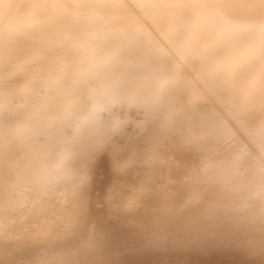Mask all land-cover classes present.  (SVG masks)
<instances>
[{"label": "bare ground", "instance_id": "bare-ground-1", "mask_svg": "<svg viewBox=\"0 0 264 264\" xmlns=\"http://www.w3.org/2000/svg\"><path fill=\"white\" fill-rule=\"evenodd\" d=\"M0 264H264V0H0Z\"/></svg>", "mask_w": 264, "mask_h": 264}]
</instances>
